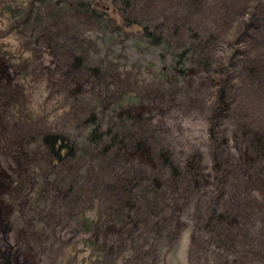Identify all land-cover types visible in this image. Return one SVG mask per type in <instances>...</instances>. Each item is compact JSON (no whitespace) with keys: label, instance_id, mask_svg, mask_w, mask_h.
<instances>
[{"label":"rangeland","instance_id":"obj_1","mask_svg":"<svg viewBox=\"0 0 264 264\" xmlns=\"http://www.w3.org/2000/svg\"><path fill=\"white\" fill-rule=\"evenodd\" d=\"M130 1L0 0V264H264V0Z\"/></svg>","mask_w":264,"mask_h":264},{"label":"trees","instance_id":"obj_2","mask_svg":"<svg viewBox=\"0 0 264 264\" xmlns=\"http://www.w3.org/2000/svg\"><path fill=\"white\" fill-rule=\"evenodd\" d=\"M85 7L93 8V10H97V8H99L101 10L100 12H102L101 15H105V16L109 14V11L110 12L112 11L110 14L114 13L115 15H117L118 13H120L127 15L129 14L128 11L129 8H131V1L130 0H90L89 4L85 5ZM255 15L256 14L254 13L253 17H255ZM129 26L132 30H137L138 32H141V35L154 45L160 44L162 43V41H164L165 34L163 33V31L154 32L151 29H149L147 26L140 25L137 21H133L131 25L129 24ZM177 62L179 61L177 60ZM223 79L224 78L220 77L218 78L217 81H214L215 86L221 85ZM216 92L218 97L220 98V102L222 103L223 99H225V92H223V89H221V87H217ZM214 135L215 137H217L216 133H214ZM111 140H113V136ZM42 144L47 154L51 156L52 159L55 160L56 162L61 161L65 157L70 156L72 154V147L68 145L67 140L61 134H53V133L46 134L42 139ZM140 146L141 145L140 143H138V141H134L135 149L141 150ZM247 149H248V154L243 157L246 160V162H248L250 165L258 164L261 166L262 164H264L263 135L261 136V135L253 134V137L251 139H248L247 141ZM161 156L164 161V164L171 166L168 162L167 155L165 153H161Z\"/></svg>","mask_w":264,"mask_h":264}]
</instances>
